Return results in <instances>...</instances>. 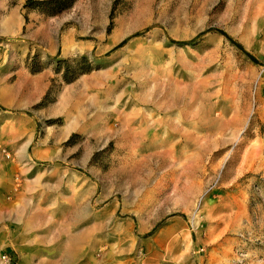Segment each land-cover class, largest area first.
I'll use <instances>...</instances> for the list:
<instances>
[{
    "label": "rangeland",
    "instance_id": "obj_1",
    "mask_svg": "<svg viewBox=\"0 0 264 264\" xmlns=\"http://www.w3.org/2000/svg\"><path fill=\"white\" fill-rule=\"evenodd\" d=\"M24 1L0 0V184L30 211L2 229L76 264H264V0H121L108 32L112 0Z\"/></svg>",
    "mask_w": 264,
    "mask_h": 264
},
{
    "label": "crops",
    "instance_id": "obj_2",
    "mask_svg": "<svg viewBox=\"0 0 264 264\" xmlns=\"http://www.w3.org/2000/svg\"><path fill=\"white\" fill-rule=\"evenodd\" d=\"M28 201V195L23 190L12 197L9 202L4 201L0 184V245H9L16 250V256L20 264H76L78 257L75 252H66L67 249L59 248L57 244L54 247L47 248L43 244L33 242V239L41 240L42 238L40 235L36 238L32 236L35 234L32 227L21 225L16 231L9 230L8 232L2 229L3 222L1 219L3 213L12 216L16 214L17 219H12L17 222L27 218L30 211ZM37 230V233H42L43 229L39 227ZM78 254L80 255V253Z\"/></svg>",
    "mask_w": 264,
    "mask_h": 264
},
{
    "label": "trees",
    "instance_id": "obj_3",
    "mask_svg": "<svg viewBox=\"0 0 264 264\" xmlns=\"http://www.w3.org/2000/svg\"><path fill=\"white\" fill-rule=\"evenodd\" d=\"M72 0H25L23 6L25 7H29V8H36V7H41L43 8L48 14H54L57 13L58 11L64 9L65 7H67ZM121 0H112L111 1V5L109 8V12H108V23L106 26V32H108L111 28L112 25V18L115 14L114 10L117 6V4L120 2ZM205 31H202L200 33L203 34ZM215 31L223 34L224 36H227L226 33L220 29H216ZM228 37V36H227ZM234 44H236V46H238V48H240L253 62L258 63V59L256 57H254L253 55H251L249 52H247L241 44L235 42L233 39H231L230 37H228ZM122 43V41L120 42ZM119 43V44H120Z\"/></svg>",
    "mask_w": 264,
    "mask_h": 264
}]
</instances>
